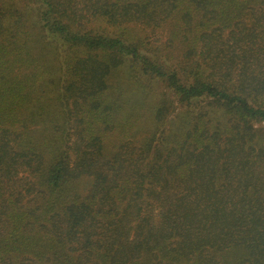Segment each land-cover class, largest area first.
<instances>
[{"label":"trees","instance_id":"trees-1","mask_svg":"<svg viewBox=\"0 0 264 264\" xmlns=\"http://www.w3.org/2000/svg\"><path fill=\"white\" fill-rule=\"evenodd\" d=\"M258 8L0 0V264H264ZM130 22L169 30L185 50L179 66L149 55ZM193 55L203 61L188 62ZM127 60L169 89L153 128L138 136L123 126L106 154L117 127L103 97ZM170 91L182 108L174 118ZM83 176L88 193L75 184Z\"/></svg>","mask_w":264,"mask_h":264},{"label":"rangeland","instance_id":"rangeland-1","mask_svg":"<svg viewBox=\"0 0 264 264\" xmlns=\"http://www.w3.org/2000/svg\"><path fill=\"white\" fill-rule=\"evenodd\" d=\"M18 3H23V0H15ZM30 4V2H24V6ZM264 3L262 0H254V4ZM23 6V5H22ZM256 9V8H255ZM254 9V10H255ZM261 11L258 15L261 18L258 28L264 25V10L257 9ZM32 12L33 10H28ZM246 27H249V23L255 18L251 15L250 11L246 13L245 16ZM105 24V23H104ZM103 26V23L101 22ZM106 26V24H105ZM128 34L135 37H143L146 45L149 46L153 53L147 52L149 55L153 56L156 54L160 60H166L165 64H173L175 68L179 66V61L184 57V48L182 43L179 42V39H175L173 42L169 40V30L165 29L163 31L157 30L152 31L151 29L142 26L141 23L130 22L124 26ZM111 29H117L113 26ZM249 29V28H248ZM125 30V31H126ZM124 31V30H123ZM168 57V58H165ZM188 62H194L197 60L203 61L202 58H199L196 55H193L191 58H188ZM204 64V62H203ZM197 71L196 69L194 72ZM109 88L104 93L103 101L104 104L112 105L114 116V123L117 127L113 135H108L107 143L105 144L106 154H109L118 147V144L122 140V134L120 130L124 131L123 126L130 125L131 130L128 133L132 135L144 136L149 128H153L155 125V114L154 112L160 106L159 98L163 91H167L169 87L163 82L157 80H151L147 74H144L136 63L127 60L125 63L121 64L117 68L112 70V73L109 76ZM171 99L174 100V106L176 108L169 113V118H174L176 114L182 110L181 103L176 99V95L170 91ZM54 96L51 94L49 97ZM52 105V104H51ZM224 116L222 113H219V118H214V121H223ZM257 125H264V121L256 122ZM129 138V136L127 137ZM73 142H75V137ZM76 187L81 193H88L91 186V177L83 176L76 180ZM30 194L24 198V203L29 199ZM34 203V202H33Z\"/></svg>","mask_w":264,"mask_h":264}]
</instances>
